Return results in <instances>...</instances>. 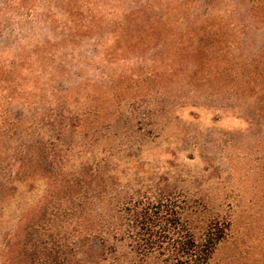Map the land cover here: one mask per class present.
I'll use <instances>...</instances> for the list:
<instances>
[{
	"label": "rangeland",
	"instance_id": "374dc122",
	"mask_svg": "<svg viewBox=\"0 0 264 264\" xmlns=\"http://www.w3.org/2000/svg\"><path fill=\"white\" fill-rule=\"evenodd\" d=\"M251 4L0 0V264H21L26 225L64 182L57 170L87 158L204 174L210 203L264 248V111L230 71L264 55V11ZM17 143L56 145L63 168L22 166Z\"/></svg>",
	"mask_w": 264,
	"mask_h": 264
},
{
	"label": "trees",
	"instance_id": "16d2710c",
	"mask_svg": "<svg viewBox=\"0 0 264 264\" xmlns=\"http://www.w3.org/2000/svg\"><path fill=\"white\" fill-rule=\"evenodd\" d=\"M251 3L252 11H264V0ZM240 65L230 68L235 91H248L254 109L264 111L262 50ZM61 122L57 135L67 132L68 125ZM21 138L22 131H17V142ZM19 143L22 166L33 168L36 159L63 168L53 154L56 145L53 152L39 146L37 152L34 145ZM105 163V158H87L82 170H57L64 182L26 225L21 264H264V248L257 238L239 228L232 210L210 203L204 174L107 170ZM33 175L23 177L28 191Z\"/></svg>",
	"mask_w": 264,
	"mask_h": 264
}]
</instances>
